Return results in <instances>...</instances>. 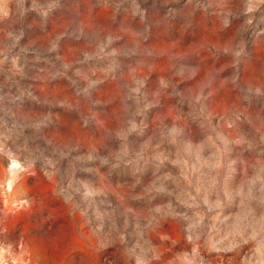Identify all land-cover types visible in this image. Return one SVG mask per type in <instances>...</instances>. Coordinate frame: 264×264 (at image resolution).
I'll list each match as a JSON object with an SVG mask.
<instances>
[{"label":"rangeland","instance_id":"1","mask_svg":"<svg viewBox=\"0 0 264 264\" xmlns=\"http://www.w3.org/2000/svg\"><path fill=\"white\" fill-rule=\"evenodd\" d=\"M0 264H264V0H0Z\"/></svg>","mask_w":264,"mask_h":264}]
</instances>
